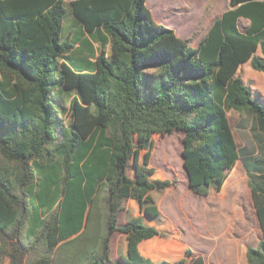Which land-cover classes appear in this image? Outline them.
<instances>
[{"label": "trees", "instance_id": "16d2710c", "mask_svg": "<svg viewBox=\"0 0 264 264\" xmlns=\"http://www.w3.org/2000/svg\"><path fill=\"white\" fill-rule=\"evenodd\" d=\"M72 5L87 31L102 27L111 37L110 54L101 49L92 71L61 60L74 47L61 38L63 0H0V256L9 264L183 263L186 255L142 251L170 241L157 204L171 182L154 177L148 160L153 135L177 129L197 194L220 188L240 154L262 231L245 257L264 264V158L235 147L226 118L244 112L264 138V101L237 74L247 61L264 73L255 54L264 55V0H228L196 47L155 22L145 0ZM57 88L76 90L67 108ZM139 151L142 161L131 163ZM124 199L135 211L128 206L119 223ZM189 264L205 263L198 255Z\"/></svg>", "mask_w": 264, "mask_h": 264}, {"label": "rangeland", "instance_id": "374dc122", "mask_svg": "<svg viewBox=\"0 0 264 264\" xmlns=\"http://www.w3.org/2000/svg\"><path fill=\"white\" fill-rule=\"evenodd\" d=\"M206 1L187 0L186 3L192 5L199 3L198 8L201 9ZM147 6L155 22L169 28L176 27L179 35H182L180 29L187 25L184 17L170 15L165 11L164 5H161V0H147ZM239 25L243 29L246 21L242 19ZM257 53L260 54L259 51ZM246 66L248 67L242 66L238 69V75L264 98V76L254 75L250 66ZM75 93L76 91L70 94L63 93L61 104L67 108L71 95ZM59 95L57 93V96ZM60 117L63 118L64 124L71 122L69 113H60ZM226 118L235 147L242 148V154L245 156L264 158V138L258 132L257 135L251 132V117L244 112L229 110L226 112ZM152 139L153 147L150 150L148 164L155 170L154 177L171 182L157 204L167 221L162 229L171 235L170 241L160 242L162 249L158 245L159 239H156L151 246H142V251L152 259L179 258L186 255L181 264H189L191 258L198 255L206 260H215L218 264H246V247L256 246L262 239V231L240 154L227 171L221 187L211 186L207 195H200L191 188L190 174L184 162L185 134L174 129L171 133L154 134ZM143 154L144 151H139L131 163L141 162ZM128 173L132 174V170L129 169ZM34 186V190H37L36 183ZM34 202L37 203L36 199ZM122 204L124 209L119 212V223L123 222L128 206L135 211L132 201L124 199ZM41 211L42 216L48 217L47 210L41 209ZM120 235L116 231L111 238L113 259L117 256V242ZM151 247L154 251L149 253ZM33 256V253L28 254L27 260ZM0 264H9L8 258L0 256Z\"/></svg>", "mask_w": 264, "mask_h": 264}, {"label": "crops", "instance_id": "0c3cea01", "mask_svg": "<svg viewBox=\"0 0 264 264\" xmlns=\"http://www.w3.org/2000/svg\"><path fill=\"white\" fill-rule=\"evenodd\" d=\"M72 1L74 0H63L64 6L66 8V14L61 26V38L70 39L73 42L74 47L71 51L66 53L61 58V60L66 61L76 70L92 71L95 68L96 56L98 55L101 49L105 51L106 56L110 54L111 37L106 31H104L102 27L95 28L92 31H87L84 27V23L74 14ZM186 1L187 0H161V5H164L165 11L168 12L170 15L184 17L187 20L186 27L180 29L182 35H179L176 27L171 28L179 37L187 39L190 46L196 47L199 42L205 37L210 26L214 23V21L220 18L222 13L229 8L228 0H207L203 4L201 9L198 8L199 3L192 5L190 3H186ZM145 4L147 6V0H145ZM242 19L243 18H241L240 21ZM243 20L246 21L247 25L248 20ZM185 28L187 29V31H185ZM258 51L260 52V50L257 49L255 54L264 58V55H262L261 52L260 54L257 53ZM246 65L250 66L249 61L239 65L238 69H240V67L242 66L248 67ZM250 68L251 72L254 73V75L264 76V73L262 74L260 71L255 72L256 70L253 71L254 69L251 66ZM241 79L245 84H247L242 77ZM73 91L76 90L67 92L57 88L54 90V93L56 95L57 93L60 94L57 97L58 101L61 104L62 94H70ZM259 96L260 99L264 101V98L261 97L260 94ZM202 259L205 264H218L215 260H206L203 257Z\"/></svg>", "mask_w": 264, "mask_h": 264}]
</instances>
